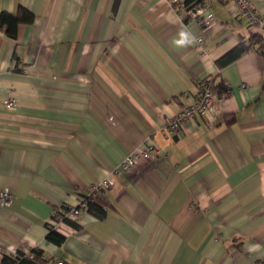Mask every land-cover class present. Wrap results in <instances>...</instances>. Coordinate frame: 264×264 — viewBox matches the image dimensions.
<instances>
[{
    "label": "crops",
    "instance_id": "crops-1",
    "mask_svg": "<svg viewBox=\"0 0 264 264\" xmlns=\"http://www.w3.org/2000/svg\"><path fill=\"white\" fill-rule=\"evenodd\" d=\"M204 2L215 24L196 46L200 27L167 0H0L35 17L15 39L0 29V191L14 197L0 200V264L34 247L45 264H264V56L215 64L264 25ZM208 80L228 88L213 116L168 137ZM145 145L152 158L97 196L102 218L83 210L61 245L46 239L63 206Z\"/></svg>",
    "mask_w": 264,
    "mask_h": 264
},
{
    "label": "built area",
    "instance_id": "built-area-1",
    "mask_svg": "<svg viewBox=\"0 0 264 264\" xmlns=\"http://www.w3.org/2000/svg\"><path fill=\"white\" fill-rule=\"evenodd\" d=\"M169 5L175 7L179 0H167ZM236 8L238 17L245 20L247 23L252 24H263L264 20L261 19L258 12L253 9L251 0H231ZM207 6L205 2L199 6L190 9L185 13L189 20L196 22L200 27V35L194 38L196 46L201 45L203 42V37L206 32H208L215 24V17L212 13L206 11ZM221 99V96L212 93L209 90L208 82L204 81L201 83V88L199 90L198 99L190 104L182 106L176 115H174L165 126V134L168 137L178 136L180 133L181 124L185 121H190L196 117H207L213 116V111L216 103ZM7 109L13 108V102L8 101L5 103ZM157 152V148L153 145H145L135 148L131 153H129L123 160V162L114 169L113 172L109 174V177L100 183H95L91 185L85 197H79L77 204L75 206H69L66 212V218L73 220L77 217L83 210L87 208L88 201L93 195H99L100 192L108 190L112 187V177L118 173L120 169L129 170L138 164L140 160H149L152 158L153 154ZM13 194L7 190L0 191V200L4 205L9 204L13 200ZM65 223L63 219L60 220H50L48 222V228L57 231L58 227ZM58 264H62L59 262Z\"/></svg>",
    "mask_w": 264,
    "mask_h": 264
},
{
    "label": "trees",
    "instance_id": "trees-1",
    "mask_svg": "<svg viewBox=\"0 0 264 264\" xmlns=\"http://www.w3.org/2000/svg\"><path fill=\"white\" fill-rule=\"evenodd\" d=\"M204 1L205 0H180L175 8L178 12H181L182 9L184 12H187L196 6L201 5ZM34 18V14L23 7H20L15 14L1 12L0 29H2L9 38L15 39L17 26L19 24H31L34 21ZM186 18L188 19L187 16ZM250 51H257L264 56V37L262 35L251 34L248 38L242 40L236 46L219 57L215 61V64L218 69H222ZM208 85L209 90L212 93L223 96L228 93V88L222 80H218L217 82L208 80ZM85 196L86 193L80 195L79 197ZM97 196L98 195L92 196V198L88 201L87 208L85 210L100 219L104 216L105 209L102 201ZM68 208L69 206H63L60 214L53 217L56 218L55 220L63 219L65 223L68 222L73 226H76L71 223L72 220L66 218L65 214L68 211ZM46 239L53 244L61 245L64 242L65 237L58 231L48 228ZM46 262L47 258L45 257L43 251L36 247L31 248L27 252L18 250L14 255H4L2 259V264H45Z\"/></svg>",
    "mask_w": 264,
    "mask_h": 264
}]
</instances>
